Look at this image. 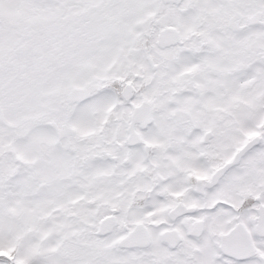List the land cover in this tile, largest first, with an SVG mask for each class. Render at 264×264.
Here are the masks:
<instances>
[{
	"label": "snow or ice",
	"instance_id": "6c2138e0",
	"mask_svg": "<svg viewBox=\"0 0 264 264\" xmlns=\"http://www.w3.org/2000/svg\"><path fill=\"white\" fill-rule=\"evenodd\" d=\"M0 264H264V0H0Z\"/></svg>",
	"mask_w": 264,
	"mask_h": 264
}]
</instances>
